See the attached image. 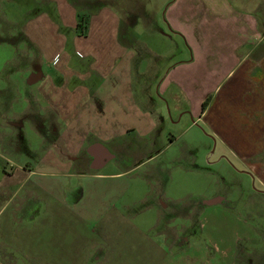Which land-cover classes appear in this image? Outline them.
<instances>
[{"label":"crops","instance_id":"crops-1","mask_svg":"<svg viewBox=\"0 0 264 264\" xmlns=\"http://www.w3.org/2000/svg\"><path fill=\"white\" fill-rule=\"evenodd\" d=\"M51 1L59 23L26 24L0 73V235L42 197L52 213L9 245L23 257L264 264V0H164L163 29L139 1L90 0L86 12ZM182 160L202 161L199 172ZM152 183L182 224L165 206L156 226L167 236L145 244L135 206Z\"/></svg>","mask_w":264,"mask_h":264},{"label":"rangeland","instance_id":"rangeland-1","mask_svg":"<svg viewBox=\"0 0 264 264\" xmlns=\"http://www.w3.org/2000/svg\"><path fill=\"white\" fill-rule=\"evenodd\" d=\"M134 1L142 2L143 5L146 6V11H145L146 13L144 14L150 17V20L152 21L153 25H155L156 27L159 26L161 27V29L165 27L163 26L164 25L163 21L165 20V16L163 14L165 9L162 8V4L164 0H134ZM69 2L71 4L75 3V6L77 5V8L84 12H86L87 9L89 10L90 7H93L95 5L94 3L95 1H90V0H69ZM57 9L58 7L56 3L52 2L51 0L50 1L49 0H0V64H1L0 73L3 72L8 73V70H10L9 68H11L7 64L8 60L14 58L15 56L20 55L18 52L22 51V45L24 42V36H23L24 32L22 31V28L30 21L38 17L40 18L43 17L42 14H45L49 18L48 20H50L51 25H52L51 23L52 20H55L53 22L58 24L59 22L57 19ZM81 18L82 16L78 18L79 21L81 20ZM44 19H46V17L42 18L41 22H45ZM137 21L138 22L141 21V23L136 24L137 26H141L139 27L140 30L138 36L141 39L144 38L145 40H149L147 36L148 34H150V32L147 33L146 31L147 26H142L147 24L142 23L141 17L140 20ZM86 26H87V21H86ZM83 29L84 28L79 29L80 32L77 33H81V35H85L86 32L82 34ZM50 37L54 40L52 33H50ZM21 40H22L21 44L17 42ZM67 54L69 55L68 57L72 56L71 59H74L73 62L77 67L83 69L81 63L83 61L82 58H84V56L80 54L79 56L81 58H79L75 47L71 46L67 50ZM199 127L204 133L207 132V130L203 126L200 125ZM188 136H194V132L193 131L190 132ZM135 163L136 161H131V160L125 162V164L129 168L134 167ZM198 165L201 166L202 161L197 163L195 161L192 162L188 160H182L179 169H184V166H189L190 169L197 171ZM166 166L170 170V175H171L170 162H166ZM198 172L199 170L197 172H194L193 174ZM133 174H135L133 178H135L136 176L144 177L146 176V169L142 167L138 170H134ZM181 174L182 173H180V175ZM193 178L194 175H190L189 180L192 181ZM225 178L231 181L230 176H227ZM167 182H170L169 186H171V178H169V175H168V181L167 180L164 181L165 185L167 184ZM152 184L156 185V187H154ZM152 184L149 185L150 187L146 196L145 197L142 196L143 199L135 206V212H138V215L136 217L140 218L141 216L139 214L140 212L144 216L142 234L147 239L145 244H150L151 243L150 239L158 240L160 238L162 239L167 236L168 233L164 232L162 220L159 221L162 223L160 224L161 227L156 226L157 225L156 222L158 221V220L156 221V217L158 215L160 216V213H162L163 215H168V210L163 209L165 206L171 205V227L173 228L176 226L178 227L179 224L180 225L182 224L178 218L173 217V210H174L173 203L171 204L167 203V201L169 202V200H167L168 199L167 197H169V189L165 190V185H163L162 186L163 191L159 193V188H158L159 185H157L156 183H152ZM40 198L42 197H39L38 200H40ZM38 200L36 201L32 200L31 202L32 209L29 211V215H30L29 218H27V220L24 222L25 225H23V222L19 221L15 226L14 225L8 226L9 233H7L5 230L6 232V233L4 232L5 235L3 234L0 235V264H50L49 261L54 260V258H48L49 261H45L44 259L35 256L23 257L17 254V251L13 247L9 246L11 242H14V236L16 233H18V237H19L23 232L22 230L24 228H28L30 229V231L33 228H35L37 231L40 226L39 225L40 219L43 218L44 216H49L54 210V208H51L52 205L49 202L46 201L38 202ZM135 212L133 209L131 213H135ZM0 220L2 222L5 221L3 218ZM165 248L168 253L171 252V250H169L167 247ZM53 256L55 257V259H58V257L55 254H53ZM104 258L105 257L103 251H97L92 255L89 254L88 256L84 257L82 262H84L85 264H96L97 262H99V260H103Z\"/></svg>","mask_w":264,"mask_h":264},{"label":"trees","instance_id":"trees-1","mask_svg":"<svg viewBox=\"0 0 264 264\" xmlns=\"http://www.w3.org/2000/svg\"><path fill=\"white\" fill-rule=\"evenodd\" d=\"M86 19H87V18L82 17L81 20H80L79 23H78V28H79V29L84 28L83 31H82V34L84 33L85 29L87 28V27H86V21H87ZM85 27H86V28H85ZM207 106H208V101L205 102V103L203 104V111H205V110L207 109Z\"/></svg>","mask_w":264,"mask_h":264}]
</instances>
